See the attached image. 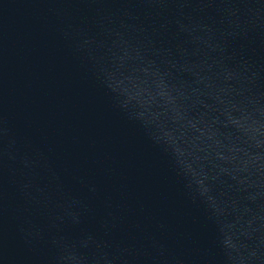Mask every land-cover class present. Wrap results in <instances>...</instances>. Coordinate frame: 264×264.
Instances as JSON below:
<instances>
[{"label":"water","instance_id":"1","mask_svg":"<svg viewBox=\"0 0 264 264\" xmlns=\"http://www.w3.org/2000/svg\"><path fill=\"white\" fill-rule=\"evenodd\" d=\"M0 264H264V0H0Z\"/></svg>","mask_w":264,"mask_h":264}]
</instances>
